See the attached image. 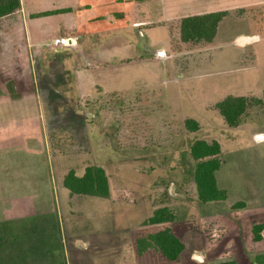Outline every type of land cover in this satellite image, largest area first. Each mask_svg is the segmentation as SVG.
<instances>
[{"label":"rangeland","instance_id":"374dc122","mask_svg":"<svg viewBox=\"0 0 264 264\" xmlns=\"http://www.w3.org/2000/svg\"><path fill=\"white\" fill-rule=\"evenodd\" d=\"M179 28H166L170 35L164 56L115 64L110 69L111 81L121 80L117 91L99 94L89 103L83 99L80 104L51 106L57 114L51 119L54 131L49 132V140L59 155L57 177L65 194H69L63 187L66 170L82 175L86 166L93 165L105 168L114 190L116 182L118 188L131 185L140 202L139 208L125 211L102 205L101 198L77 197L68 202L65 195L58 218L66 264H216L226 260L251 264L254 255L264 254V244L249 243L250 221L244 224L248 230H241L243 237L233 230L240 226L238 214H243L242 220L264 216V135L260 134L264 132V107L250 108L236 128H229L216 110V104L229 96L263 98L264 38L247 48L236 41L254 32L261 36L264 27L232 22L211 48L181 42ZM254 48L258 49L256 58L250 52ZM186 120L197 122L198 130H187ZM198 140L216 141L221 148L217 187L227 198L212 207L198 200L194 183L195 162L189 152ZM150 199L156 209L168 208L174 216L171 230L184 245L177 261L169 263L155 252L136 260L131 246L123 251L120 242L116 243L115 235H121L117 232L110 237V248L108 240L101 248L103 256L116 259L124 252L111 263L100 257L95 260L93 256H100L97 251H84L71 243L68 225L73 215L93 214L97 224L82 227L92 233L103 229L100 219L107 214L115 219H108L106 230H124L144 221ZM246 203L247 211L237 208ZM121 213L124 222L119 219ZM92 236L85 239L94 241ZM31 264L49 261L40 257Z\"/></svg>","mask_w":264,"mask_h":264},{"label":"crops","instance_id":"0c3cea01","mask_svg":"<svg viewBox=\"0 0 264 264\" xmlns=\"http://www.w3.org/2000/svg\"><path fill=\"white\" fill-rule=\"evenodd\" d=\"M215 13H225V16L218 24L213 41L207 44L209 48L227 32L232 22L238 26L264 27V0H20L17 11L1 17L0 222L45 217L50 225L57 228L58 222L61 227L62 198L68 195V202H73L77 197H89L70 195L64 188L69 193L65 194L60 188L59 155L49 140V132L54 131L51 119L57 114L51 106L80 104L83 99L89 103L99 94L117 91L120 78L115 77L113 81L110 78V69L115 64L164 56L162 52H167L165 43L170 35L166 28L180 26L183 18ZM58 37L71 39L72 46L55 49L52 42ZM263 38L264 32L261 36L254 32L236 42L243 46L255 45ZM250 52L256 58L258 49ZM57 99L62 101L57 103ZM109 191V198H101L102 205L106 203L125 211L139 208L137 191L131 185L118 188L116 182L114 190L109 180ZM151 201L146 205L144 221L124 230H106L108 219H115L107 214L100 219L103 229L92 233L82 227L97 224L92 221L93 214H78L77 218L73 215L70 220L73 222L68 225L72 229L71 243L84 251L90 248L97 251L100 256H93L95 260L100 257L111 263L121 259L124 252L118 259L102 254L103 241L108 240L106 244L110 248L112 234L123 235H119L121 238L115 235V239L125 251L128 246L131 249L136 235L165 227L143 225L156 210ZM215 204L218 205L209 202L203 206ZM249 207L246 203L245 211ZM241 215L236 216L240 226L237 224L233 229L239 237H243L241 230H248ZM93 234L94 241L85 239Z\"/></svg>","mask_w":264,"mask_h":264},{"label":"trees","instance_id":"16d2710c","mask_svg":"<svg viewBox=\"0 0 264 264\" xmlns=\"http://www.w3.org/2000/svg\"><path fill=\"white\" fill-rule=\"evenodd\" d=\"M20 8V0H0V18L10 15ZM225 13L206 14L183 18L180 23V40L183 43H204L213 41L218 24ZM254 106L264 107L263 98L229 96L216 104V110L229 128L240 125L243 115ZM185 127L191 132L198 130V123L186 120ZM218 142L210 143L198 140L190 147V157L195 162L194 183L198 200L202 203L224 201L226 192L218 189L216 173L221 168ZM63 187L70 195L109 198V180L103 168L86 166L82 175L70 170L63 178ZM237 208H245L243 204ZM246 224L250 221L249 243L260 244L264 241V216L243 217ZM174 216L168 208L154 210L144 226L165 225L161 230L138 234L132 241V250L136 260L153 252L165 261L173 263L184 251V245L173 234L170 224ZM211 230H223L211 229ZM224 232V231H223ZM57 222L50 225L44 217L18 221L0 222V264H31V260L43 257L49 264H66L64 247ZM34 263V261H32ZM216 264H237L234 260ZM251 264H264V254L254 255Z\"/></svg>","mask_w":264,"mask_h":264},{"label":"built area","instance_id":"2783aa9c","mask_svg":"<svg viewBox=\"0 0 264 264\" xmlns=\"http://www.w3.org/2000/svg\"><path fill=\"white\" fill-rule=\"evenodd\" d=\"M72 40L68 38H55L52 42V45L55 49H64L72 46Z\"/></svg>","mask_w":264,"mask_h":264}]
</instances>
